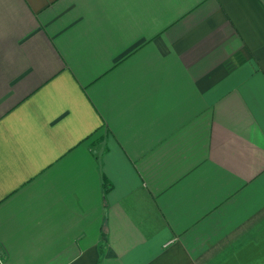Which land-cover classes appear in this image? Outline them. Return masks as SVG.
<instances>
[{
  "label": "crops",
  "instance_id": "1",
  "mask_svg": "<svg viewBox=\"0 0 264 264\" xmlns=\"http://www.w3.org/2000/svg\"><path fill=\"white\" fill-rule=\"evenodd\" d=\"M0 264H264V0H0Z\"/></svg>",
  "mask_w": 264,
  "mask_h": 264
}]
</instances>
